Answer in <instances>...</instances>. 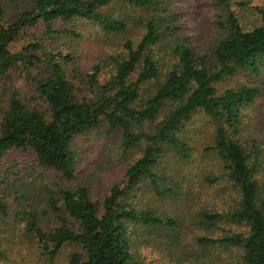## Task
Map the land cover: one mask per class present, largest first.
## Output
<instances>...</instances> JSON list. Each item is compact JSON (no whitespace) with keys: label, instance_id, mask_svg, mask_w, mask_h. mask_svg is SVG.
I'll use <instances>...</instances> for the list:
<instances>
[{"label":"trees","instance_id":"trees-1","mask_svg":"<svg viewBox=\"0 0 264 264\" xmlns=\"http://www.w3.org/2000/svg\"><path fill=\"white\" fill-rule=\"evenodd\" d=\"M214 2L215 45L201 53L172 0H0V264L23 263V248L55 264L65 247L67 264H190L180 210L195 200L184 183L199 113L213 125L199 151L220 167L204 183L230 204L197 211L207 234L191 240L234 254L223 264H264V130L244 119L260 91L218 88L264 72V4L247 27L233 0ZM79 22L98 48L83 47Z\"/></svg>","mask_w":264,"mask_h":264},{"label":"rangeland","instance_id":"rangeland-1","mask_svg":"<svg viewBox=\"0 0 264 264\" xmlns=\"http://www.w3.org/2000/svg\"><path fill=\"white\" fill-rule=\"evenodd\" d=\"M177 6L178 10L182 14V27L184 29V34L196 39V47L202 51L201 53L209 52L213 49L215 45V37L217 35V31L215 29V21L217 20V16L221 14L220 10L217 6H215L214 0H172ZM232 8L235 12L240 15V23L241 25L251 27L256 24V17L252 14V10L256 6H261L264 4V0H233ZM240 3H245L246 6H241ZM114 10H117L118 7L115 5H109ZM127 12L130 10L126 9ZM132 24V23H131ZM78 27L80 32H85L91 34L88 39L83 43V47L87 50H93L94 48H98L100 43L98 42L97 35L93 28L90 25H86L85 23H77L75 25ZM65 28H69L67 25ZM32 30H30L31 32ZM29 32V34H30ZM142 35L141 28L132 27L128 32V39L136 40L139 39ZM121 41V40H120ZM25 42L18 41L13 46L12 49L14 51H18L22 48V45ZM106 48L112 49L106 45ZM246 83H254L258 86L260 91L259 96L256 98V102L253 106H251L244 113V119L246 120L245 125L247 126H260L258 129L264 130V72H260L258 76L253 77L249 73H239L230 79H226L222 81L218 88L220 91H224L228 88H236L238 85L246 84ZM23 85L28 87L26 84H23L22 81L17 83V87H21ZM24 87V89L26 88ZM191 123L192 127L189 129V136L196 138L197 152H194V161L192 163H188L186 166V181L184 186L191 191V196L195 199L194 203L188 204V210L186 209L180 210L182 212L181 215H185L186 219L188 218V222H186V238L185 239L183 251L188 255L190 264H197V259L207 260V259H215L211 262L213 264H223V260H230L233 258L232 253L229 252H221V251H204L202 248L195 246L193 241L191 240L195 235H205L207 234L205 228L195 222L194 214L197 211L204 207H209L210 202H213L217 205V208L227 207L230 203H227L228 200L221 202L219 198H217L216 192H218V186H208L204 183L203 178L205 176H216L218 175V171L220 170L219 164L215 159L214 154H201L199 151L202 148V145H207L211 141L213 125L211 121L202 115L201 113L196 114ZM260 133V132H259ZM90 143H87V148L90 147L91 153L95 154L96 157H100L101 154H105V151L102 150V146L99 144L98 137L95 135H91L89 138ZM110 143L113 144L112 141ZM108 145V144H107ZM138 153V152H137ZM135 154L133 158L139 156ZM129 155V154H128ZM128 157V156H127ZM22 161H31V157L25 156L22 157ZM173 167L174 163H171ZM43 179V178H42ZM40 179V180H42ZM220 197V195H219ZM185 228V229H186ZM185 238V237H184ZM174 254L182 253L180 247L171 248ZM75 249L71 247H65L62 251V254L55 261V264H67L68 257L71 252ZM15 253V252H14ZM148 253V250H147ZM22 256L24 257V261L21 264H36L37 256H35V252L32 253L27 250V248H23L21 251ZM151 255V256H150ZM148 260L151 258L159 257L158 253H149ZM17 259L18 256L16 255ZM234 259V258H233ZM20 264V263H18Z\"/></svg>","mask_w":264,"mask_h":264}]
</instances>
